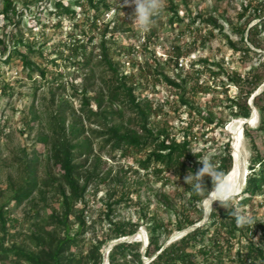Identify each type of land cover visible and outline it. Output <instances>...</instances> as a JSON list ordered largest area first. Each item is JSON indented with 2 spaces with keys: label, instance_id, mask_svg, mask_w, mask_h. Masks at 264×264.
<instances>
[{
  "label": "trees",
  "instance_id": "obj_1",
  "mask_svg": "<svg viewBox=\"0 0 264 264\" xmlns=\"http://www.w3.org/2000/svg\"><path fill=\"white\" fill-rule=\"evenodd\" d=\"M74 3H66L64 0H54V11L51 14L57 16L69 17L76 20L78 17V7L84 8V11H92L86 17V23H90L95 30H102V39L99 44L101 59L98 64H104L107 71L111 73L110 79L104 80L107 84V93L100 92L93 96L90 94L91 88L88 85L78 87L74 80L63 81V71L54 79L57 81L59 89L66 90V84L73 89L72 97L80 98V112H73L72 119L67 123L65 107H70L68 98L62 97L58 114H53L51 125V133L49 135H41L39 141L47 142L50 145L53 156L58 159L59 174H49L43 180V185L39 184L36 167L28 163L30 169L25 184L15 189L9 201L0 204V259L10 258L16 264H103V252L105 246L112 240L136 233L143 225L147 228L148 245L146 251L142 253V242H122L115 245L109 252L110 264H198L197 258L201 257V264H225V258L230 256L235 247L234 239L239 236V244L235 251L233 263L231 264H264V244L254 241L250 235L254 236L258 231L264 236V220L255 218L253 226L239 227L235 219L228 216V210L214 204V211L209 215L208 221L188 232L178 240L171 242L163 248L165 241L169 238L173 230H181L199 222L204 212L202 210L201 197L191 191L190 186L186 188L189 193L190 207H184L178 211L175 206L171 205L167 195L161 200L168 211H172L176 215V221L173 227H170V221L159 218L155 211L150 210L149 203L138 207V218H115V204L121 201L105 202V208L101 211L102 220L106 221L108 227L103 231L102 238L91 244L90 249L85 255L75 254L73 247L77 248L85 241V234L92 226L87 220L88 199L86 197L91 183L100 177L98 172V163L96 158L98 153L95 150V139H97L99 150L103 151L107 147L112 152L119 153L124 158H133L137 169L136 173L144 172L147 177L154 176L157 180L167 179L169 172L179 176L192 174L202 167L198 160H204L201 153H193L190 148L189 136L192 133V124L183 130V139L178 140L172 135L167 125L152 127L150 120L152 116L161 114V108L156 106L148 98H137L135 90L137 83L135 76L131 73L127 75L110 57V45L108 42L112 37H108L113 30L119 29L115 17L120 11L127 10L128 7H121V4L111 3L109 0H73ZM24 6L31 9L33 4L43 2V0H21ZM39 7V6H38ZM172 14L169 22L173 25L175 22H183L184 18L179 13V5L170 0L169 6ZM114 10L115 17L104 23L103 29L99 26V20L107 12ZM12 12V16L9 13ZM2 13L14 26H19L23 13L18 10L14 0H3ZM248 14L249 18L242 24L232 25V31L239 35L244 42V46L240 48L232 40L230 35L224 33L223 26L219 24L218 19L214 16L203 18L201 14L190 19L189 27L197 21L212 24L220 33L224 34L227 44L235 49L242 50L243 57L252 61L255 57L259 58L257 65H252L244 74L239 71L225 70L224 65L219 61L210 62L208 58H200L192 61L191 66L197 75H200V69L197 64H202L209 70L210 75L215 79L219 76L223 77L221 86L228 92L230 86L238 88V92L232 96L227 95L228 107L235 117L249 118L252 114V107L248 103L249 99L254 95L257 89L264 83V53L252 49L251 43L256 48H264V0H249L240 13L238 18L244 19ZM158 15L154 18L157 19ZM259 19L258 22L249 26V23ZM114 23V24H113ZM74 26L80 29L82 34H86L82 24L74 23ZM156 28L152 29L146 36L143 46L148 49L151 38L156 36ZM212 34V32H211ZM112 36V35H111ZM8 38V41H7ZM94 37L89 36L88 41L79 35L70 36V41L64 43V48L59 49V57L66 62V67L76 66L78 68H89V77L94 76V66H92L94 58V47L90 44ZM195 44V40L193 41ZM24 44L32 53H39L44 56L43 52L35 49L32 44L24 43L23 39L13 32L6 31L4 37H0V60L9 62L14 57H19L23 65L30 70L29 76L34 74L41 78H47L49 70L43 63L33 60L28 53L24 52L20 46ZM173 55H170L165 61L175 63V68L183 70L179 66V59L184 55L182 46L177 44L173 47ZM135 50L134 46L128 47L127 52L131 53ZM67 51V55H65ZM3 56H6L3 59ZM48 61L55 66H59L56 59L48 58ZM201 66V65H200ZM217 66L218 69H214ZM159 64L154 73L159 79L163 77L169 84L181 90L180 102L195 108L193 101L187 94V85L191 78L190 74H183L185 70L177 75L180 79H173L162 71ZM0 76L2 77L1 71ZM196 78V77H195ZM62 79V80H61ZM197 78V85L200 82ZM0 85V92L4 95L12 93V87L9 83L3 81ZM1 84V82H0ZM202 88V85L200 86ZM195 90L196 86L192 87ZM208 91L210 87H203ZM195 92V91H194ZM105 95L109 99V106H105ZM92 100L96 102L97 107H92ZM254 106L260 114V122L256 131L264 132V91L255 96ZM121 104L129 108L135 113L139 130L135 131L125 125L124 122H116L115 116L123 117L124 113L121 108H114V104ZM202 113L201 111H199ZM36 115L25 120V124L31 127ZM95 124L96 127L86 128L83 119ZM208 123L215 122V115L209 112L204 116ZM222 123V122H221ZM253 129H245V135L250 140L254 154L250 159V173L247 175L246 183L240 195L233 202L234 206H246L253 201L257 195L264 193V156L257 150ZM85 158V162L79 160ZM199 158V159H196ZM211 161L218 172L225 176L231 171L234 165L232 148L229 142L224 146V151L212 157ZM204 183L208 190L212 189V181L210 177L204 178ZM43 186H51L55 192L56 200L59 203L60 210L52 209L44 220V222H35L31 225V236L29 243H12L6 245L5 241L10 234L9 229L16 227L19 223L17 218H13L7 209L8 202L14 201L17 205L24 200L30 198L35 190L44 196ZM127 194L122 193V200H132L126 197ZM44 199V197H42ZM77 204L81 206L76 207ZM138 205V204H137ZM198 213L197 217H193L191 210ZM74 215L75 220H71L70 216ZM162 236L164 239L161 241ZM243 241V242H242ZM160 251V252H159ZM159 252V253H158ZM143 256L152 258L148 263L143 262ZM154 257V258H153Z\"/></svg>",
  "mask_w": 264,
  "mask_h": 264
},
{
  "label": "rangeland",
  "instance_id": "obj_2",
  "mask_svg": "<svg viewBox=\"0 0 264 264\" xmlns=\"http://www.w3.org/2000/svg\"><path fill=\"white\" fill-rule=\"evenodd\" d=\"M53 1L43 0L42 3L33 4L31 9H28L21 0H14L18 10L23 13L19 26H14L9 23V20L2 13L3 0H0V37H4L6 31H9L21 37L24 43L32 44L35 49L42 51L44 56L30 52L24 44L20 48L28 53L33 60L43 63L49 70L47 78H41L36 74L31 77L29 76L30 70L23 65L19 57H14L9 62L0 60L2 74L0 85L3 84V80L9 83L13 89L9 95L0 92V204L9 201L15 189L25 184L28 169H30L28 163L36 167L40 185H43V180L49 174H59L58 159L53 156L49 143L39 141V137L51 133L53 123L51 116L58 114L63 96L68 98L70 102V107H65L67 123L72 119L73 110L77 113L80 112L81 103L79 97L71 96L73 89L69 84H66L65 91L58 88L57 81L60 82V80L56 81L54 78L59 75V72L63 71V81L65 82L73 79L79 88L83 85L90 86L92 97L100 92L107 93V84L104 80L108 81L111 73L106 70V65L96 64L101 59L99 44L102 39V30H95L90 23H86V17L92 11H84V8L78 7L79 15L74 21L66 16L60 17L51 14L50 11H54ZM64 1L68 4L74 3L73 0ZM109 1L114 5L115 3L121 5L125 3V0ZM174 1L179 5V13L184 21L170 24L169 19L172 14L169 8L170 0H165L163 11L155 19L150 30L147 31L139 30L135 24L131 23L129 19L133 11L131 7H128L127 10L123 9L117 16L113 9L102 16L99 20L101 29H103L104 23L115 16L119 27V29L113 30L112 33L107 35L112 37V40L108 42L111 49L110 57L114 63L120 64V68L125 74L130 75L132 73L135 76L137 98H148L161 108V114L152 116L150 120L152 127L167 125L172 135H175L178 140H182L183 130L188 126V123L192 124V133L189 136L190 148L193 153L203 155L204 158L200 159L210 160L215 155L221 154L227 142L231 145L233 155V137L229 125L238 117L232 115L226 97L227 95L234 96L238 92V88L229 85L230 90L226 92L225 88L220 85L223 80L222 76L214 79L209 70L202 64H197V68L201 70L200 75H197L191 66V62L200 58H208L210 62H221L225 70L239 71L244 74L252 65H257L260 59L255 57L252 61H249L244 58L243 51L231 48L227 44L224 34L220 33L212 24L197 21L189 27V22L191 18L196 17L198 14H201L203 18L216 17L219 24L223 26L224 33L230 35L237 47L241 49L244 42L239 35L232 31V25L242 24L249 18L250 14L242 20L238 18V13L242 11L243 5L249 0ZM9 15L12 16V12ZM258 21L259 19L252 20L249 26ZM75 22L83 25L86 34H82L80 29L74 26ZM154 28L157 30L156 36L151 38V42L148 44L149 48L146 49L143 46L144 40ZM72 33L87 41L89 36L94 37L93 42L90 44L91 47H94L92 62L94 76L92 78L89 77V73H91L89 68H78L76 66L67 68L66 62L59 57L58 50L63 49V44L70 41ZM194 40L195 44H193ZM247 43L252 49L264 53V48H256L251 43ZM177 44L181 45L184 51V55L179 59V63L182 62L183 64V66H179L185 70L183 74H190L194 77L187 85L186 97L193 101L195 108L182 104L179 98L181 90L169 84L163 77L158 79L154 73L155 68L160 64L165 74L173 79H180L177 74L183 70L176 69L173 61H165L170 55H173V47ZM131 46H134L135 50L128 53L127 48ZM67 53L65 51V55ZM5 58L6 56H3V59ZM48 58L56 59L60 65L55 66L48 61ZM214 69L217 70L218 67L215 66ZM197 78H199L200 85H197ZM194 86H196L195 90L192 88ZM208 86L210 87L208 91L203 89V87ZM260 89L262 90L260 91ZM263 91L264 83L254 94L257 96ZM248 103L252 108L255 107L252 97ZM104 104L106 107L110 105L107 95H105ZM92 107L94 109L97 107L96 102L93 100ZM114 108H121L124 113L122 118L115 116L114 120L116 122H124L126 126L133 130H139V123L133 111L118 103L114 104ZM209 112L215 115L214 123H208L204 119V116L208 115ZM34 115H36V118L31 127H28L25 120ZM259 122L260 114L255 125L246 123L243 128L241 162L246 175L241 190L244 188L247 175L250 173V159L255 152L250 140L245 135V129H253L257 150L264 156V132L255 130ZM83 123L86 128L96 127L95 124H90V121L85 118ZM94 141L95 150L98 153L96 161L100 177L91 183L86 195L89 202L87 220L90 221L92 226L85 234V241L79 247H73L75 254L77 256L85 255L91 244L102 238L103 231L106 230L108 224L105 220H102L101 211L106 207L105 202L108 200L121 201L115 204V218L137 219L139 216L138 207L149 203L150 210L155 211L159 218L170 221L168 223L170 227H173L176 215L174 212L168 211L161 200L167 201V199H164V195H167L166 197H168L171 205L175 206L178 211L184 207H190L189 193H186L188 184L184 182V176L169 172L167 179L157 180L158 178L154 176L147 177L143 171L138 174L135 172L137 166L133 158H124L119 153L112 152L109 147L100 151L99 141L97 139ZM79 161L85 162V158ZM43 188L44 196L37 189L30 198L19 205L14 201L8 202L9 214L13 218H17L19 223L16 224V227L9 229L10 234L5 241L6 245L14 242L29 243V238L32 235L31 225L37 221L43 223L44 217L52 209L60 210L53 187L43 186ZM124 192L127 194L126 197H131L132 200H127L128 198L122 200V193ZM80 206V204L76 205L77 208ZM238 208L242 212L250 213L258 220H264V193L255 196L250 204L246 206L239 205ZM191 214L193 217L198 216V213L193 210H191ZM70 219L75 220L74 215H71ZM203 219L204 216L201 220ZM139 229L143 230L148 236L145 225ZM176 231L178 230H173L165 244L169 245L180 238V236L174 235ZM1 234L2 230L0 228ZM250 237L254 241L264 244V236L260 231L254 236L250 235ZM239 238L237 236L234 239L235 247L230 256L225 258V264L233 263L235 251L241 245L237 242ZM163 239L164 236H162L161 241ZM108 244L105 246L104 251ZM142 258L144 263H148L151 259L145 256ZM197 263H202L201 257L197 258ZM0 264H16V262L7 258L0 259ZM132 264L139 263L133 262Z\"/></svg>",
  "mask_w": 264,
  "mask_h": 264
},
{
  "label": "clouds",
  "instance_id": "obj_3",
  "mask_svg": "<svg viewBox=\"0 0 264 264\" xmlns=\"http://www.w3.org/2000/svg\"><path fill=\"white\" fill-rule=\"evenodd\" d=\"M124 6L133 9L129 16L131 23L135 24L139 30L147 31L154 24V18L163 11L165 0H125L121 7ZM198 163L202 167L195 173L185 175L184 182L190 186L191 191L201 197L204 214L210 215L215 210L213 205L218 203L219 206L228 210V216L235 219L237 226H253L255 218L234 206L233 202L241 192L239 184L228 180L224 174L218 172L211 161L198 160ZM206 176L211 178V190H208L204 183Z\"/></svg>",
  "mask_w": 264,
  "mask_h": 264
},
{
  "label": "bare ground",
  "instance_id": "obj_4",
  "mask_svg": "<svg viewBox=\"0 0 264 264\" xmlns=\"http://www.w3.org/2000/svg\"><path fill=\"white\" fill-rule=\"evenodd\" d=\"M258 119H259L258 113L257 111H254L253 115L247 119V123L250 125H255ZM245 121L246 120L244 117H238L235 120H233L229 125V129L233 137L235 162H234V165L231 171L226 175V178L234 183H238L240 186V189L243 186V181L246 175V172L243 169L242 162H241V147H242L243 138H244L243 128L245 125L244 124ZM138 236L141 238H145L146 233L143 230H140V232L138 233Z\"/></svg>",
  "mask_w": 264,
  "mask_h": 264
},
{
  "label": "water",
  "instance_id": "obj_5",
  "mask_svg": "<svg viewBox=\"0 0 264 264\" xmlns=\"http://www.w3.org/2000/svg\"><path fill=\"white\" fill-rule=\"evenodd\" d=\"M261 90H262V89H260V91H261ZM260 91H259V92H260ZM255 96H256V94H254V95L252 96V102L254 101ZM252 109H253V110H252V114H251V116L253 115V112H254V111H257V113H258V110H257L255 107H253ZM258 118H259V113H258ZM247 119H248V118H245L246 121H245L244 124L247 123ZM233 158H234V154H233ZM234 162H235V158H234ZM241 191H242V190H241ZM208 218H209V215H205V214H204V219H203V220H201V221H199L198 223H195V224H193V225H191V226H188V227H186V228H184V229H181V230L176 231L174 235H176V236H180V238H181V237H183L184 235H186L188 232L194 230L195 228H197V227H199V226H202ZM139 232H140V229H139L136 233H134V234L127 235V236H124V237H121V238L114 239V240L110 241L109 244H108V246L106 247L105 251L103 252V264H110L109 259H108L109 252L111 251V249H112L115 245H117V244H119V243H122V242H132V241H138V240H140V241L143 242L142 253H144V252L146 251V247H147V245H148V236L146 235L145 238H141V237L138 236V233H139ZM180 238H179V239H180ZM167 245H168V244H164L163 248L166 247ZM159 252H160V251H159ZM159 252H158V253H159ZM153 258H154V257H153ZM151 259H152V258H151ZM151 259H150V260H151Z\"/></svg>",
  "mask_w": 264,
  "mask_h": 264
},
{
  "label": "built area",
  "instance_id": "obj_6",
  "mask_svg": "<svg viewBox=\"0 0 264 264\" xmlns=\"http://www.w3.org/2000/svg\"><path fill=\"white\" fill-rule=\"evenodd\" d=\"M180 66H183L182 62L179 63Z\"/></svg>",
  "mask_w": 264,
  "mask_h": 264
}]
</instances>
